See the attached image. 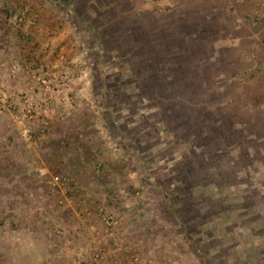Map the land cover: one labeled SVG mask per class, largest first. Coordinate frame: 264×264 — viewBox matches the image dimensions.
I'll use <instances>...</instances> for the list:
<instances>
[{"label": "rangeland", "instance_id": "rangeland-1", "mask_svg": "<svg viewBox=\"0 0 264 264\" xmlns=\"http://www.w3.org/2000/svg\"><path fill=\"white\" fill-rule=\"evenodd\" d=\"M21 9L0 18V264H115V255L134 253L133 233L167 261L264 264V137L257 136L264 131L234 132L220 115L215 141L241 139L237 161L212 165L194 155L180 163L183 149L151 131L153 122L134 118L142 130L133 155L101 107L113 109L117 122L123 114L132 120V103L101 94L105 77L109 88L129 93L132 74L102 53L98 37L84 35V20L61 13L43 21ZM49 28L55 34L41 35ZM9 41L17 48L7 63ZM43 45L52 53L46 63L34 51ZM223 84L222 93L230 86ZM246 152L252 162H244ZM217 195L215 211L206 203ZM119 217L145 228L118 240L111 228Z\"/></svg>", "mask_w": 264, "mask_h": 264}, {"label": "crops", "instance_id": "crops-1", "mask_svg": "<svg viewBox=\"0 0 264 264\" xmlns=\"http://www.w3.org/2000/svg\"><path fill=\"white\" fill-rule=\"evenodd\" d=\"M261 1L5 0L0 18L12 20L14 13L28 8L32 17L43 21L58 20L61 13L71 14L76 23L84 20L85 28L81 29L84 35L98 37L102 53L112 60L116 58L117 63H122L121 68L132 74L130 80L134 85L124 95L112 86L109 88L112 78L102 79L103 100H127L134 108L132 120L123 114L117 122L113 109L101 106L117 130L122 147L139 157L142 128L134 120L139 118V122H153L151 131L157 135L159 131L166 133L175 143L174 148L183 149L177 155L180 163L185 161L184 157L189 161L194 155H200L213 165L236 162L237 147H242L241 139L235 136V139H226V145L219 138L215 141L217 137L213 133L217 128L214 127L218 126L220 115L229 117L230 129L234 132L240 129L245 134L253 125L258 126L252 130L264 131V19L256 24L252 22ZM80 13L83 16H78ZM52 30L55 29L40 32H43L41 35L55 34ZM4 31L8 35L10 27ZM60 41L61 37H55L52 44L59 46ZM9 42L3 49L7 63L17 48ZM46 46L34 49L40 52L38 58L42 56L45 63L52 58ZM28 52L22 50L23 55ZM223 83L230 85L224 93L221 92ZM208 121L213 128L204 141V127L210 128L205 125ZM106 128L112 129L108 125ZM263 133L257 136L264 137ZM247 139L250 138L245 136L244 140ZM244 157V162L253 161L248 152ZM114 224L111 234L118 240L126 232L144 227L134 219L121 220V217ZM144 233L146 236L147 231ZM138 237L133 233L128 238L134 253L115 255V264H135L137 260H140L137 264H156L158 260L161 264H182L181 260L168 258L167 261L164 254L161 256L158 251L156 254V249L148 246L149 241Z\"/></svg>", "mask_w": 264, "mask_h": 264}, {"label": "trees", "instance_id": "trees-1", "mask_svg": "<svg viewBox=\"0 0 264 264\" xmlns=\"http://www.w3.org/2000/svg\"><path fill=\"white\" fill-rule=\"evenodd\" d=\"M222 87H224V85H222ZM195 106V105H194ZM248 181H250V180H248ZM224 186H226V185H224ZM231 186H233V187H240V186H238V185H235V184H232ZM221 188H224V187H221ZM207 197V196H206ZM210 197H211V195H210ZM223 198V196H221V195H217L216 197H213V198H210L209 200H210V202L209 203H206V205L207 206H209V208H211V209H214L215 211H217L218 209H219V207H220V205H218V203H217V201L216 200H218L219 202H222V199ZM245 209H246V207H244ZM210 209V210H211ZM226 210V209H225ZM226 212L228 213L229 212V210H226Z\"/></svg>", "mask_w": 264, "mask_h": 264}, {"label": "built area", "instance_id": "built-area-1", "mask_svg": "<svg viewBox=\"0 0 264 264\" xmlns=\"http://www.w3.org/2000/svg\"><path fill=\"white\" fill-rule=\"evenodd\" d=\"M262 19H264V0L261 1L259 9L256 10L255 13L252 15V22L256 24ZM105 220H106V224H110L107 218Z\"/></svg>", "mask_w": 264, "mask_h": 264}]
</instances>
